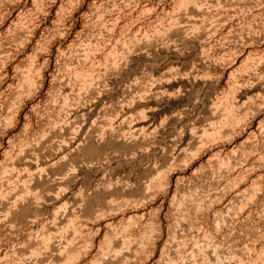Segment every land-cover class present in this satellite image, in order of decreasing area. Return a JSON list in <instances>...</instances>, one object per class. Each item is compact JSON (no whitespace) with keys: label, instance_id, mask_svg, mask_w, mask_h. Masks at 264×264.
<instances>
[{"label":"rangeland","instance_id":"rangeland-1","mask_svg":"<svg viewBox=\"0 0 264 264\" xmlns=\"http://www.w3.org/2000/svg\"><path fill=\"white\" fill-rule=\"evenodd\" d=\"M0 264H264V0H0Z\"/></svg>","mask_w":264,"mask_h":264}]
</instances>
